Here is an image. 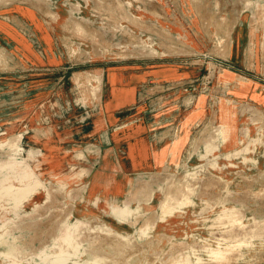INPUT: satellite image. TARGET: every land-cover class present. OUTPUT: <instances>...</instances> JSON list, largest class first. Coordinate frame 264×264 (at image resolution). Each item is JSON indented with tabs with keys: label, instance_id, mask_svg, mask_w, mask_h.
<instances>
[{
	"label": "rangeland",
	"instance_id": "obj_1",
	"mask_svg": "<svg viewBox=\"0 0 264 264\" xmlns=\"http://www.w3.org/2000/svg\"><path fill=\"white\" fill-rule=\"evenodd\" d=\"M52 45L65 63L48 70L23 47ZM167 60L183 74L136 90L169 146L137 175L152 209L120 230L74 211L106 77ZM0 81L18 104L0 127V264H264V0H0Z\"/></svg>",
	"mask_w": 264,
	"mask_h": 264
},
{
	"label": "crops",
	"instance_id": "obj_2",
	"mask_svg": "<svg viewBox=\"0 0 264 264\" xmlns=\"http://www.w3.org/2000/svg\"><path fill=\"white\" fill-rule=\"evenodd\" d=\"M23 47L28 52V60L42 69L57 68L65 63L63 52L53 45L46 47L44 60H40L26 46ZM167 61H157L155 67L144 62L139 68L123 66L106 77L107 98L102 99L99 109L103 122L100 120L92 126L81 125V134L93 136L89 140L98 147L100 155L86 169L74 201V211L92 214V218L120 230L138 225L139 216L152 209L155 190L149 183L138 186L137 175L162 165L163 150L169 146L156 147L153 144V123L147 118L143 107L136 106V90L137 85L147 78L171 79L183 74ZM2 84L3 81H0V127L12 121L9 119L15 120L12 111L18 106L16 102L11 105L2 102V98L9 99L11 93L5 91ZM27 94L30 97L32 93L28 91ZM124 207L128 210L126 215L122 212Z\"/></svg>",
	"mask_w": 264,
	"mask_h": 264
}]
</instances>
